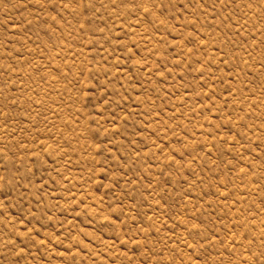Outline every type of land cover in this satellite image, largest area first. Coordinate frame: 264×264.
<instances>
[{
    "label": "rangeland",
    "instance_id": "374dc122",
    "mask_svg": "<svg viewBox=\"0 0 264 264\" xmlns=\"http://www.w3.org/2000/svg\"><path fill=\"white\" fill-rule=\"evenodd\" d=\"M0 264H264V0H0Z\"/></svg>",
    "mask_w": 264,
    "mask_h": 264
}]
</instances>
